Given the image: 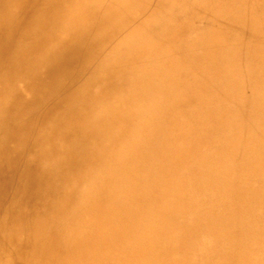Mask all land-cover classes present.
Here are the masks:
<instances>
[{
  "label": "rangeland",
  "instance_id": "374dc122",
  "mask_svg": "<svg viewBox=\"0 0 264 264\" xmlns=\"http://www.w3.org/2000/svg\"><path fill=\"white\" fill-rule=\"evenodd\" d=\"M38 1H46L48 5H52L50 8L53 9L52 12L50 14L41 12L33 14L32 8L36 5V0H21L14 5L15 11L19 12L18 20L22 24L34 23L36 17L40 16V21L37 22L40 28L31 39L35 51L31 54L30 60L23 61L20 65L21 71L16 74L14 72L17 68L10 70L12 73L0 70V168L3 170L0 173V238L3 235H8L4 239H10V235H14L16 226L7 224L3 229L2 223L5 218L9 217L13 198L25 193L24 187L27 184L25 177L31 173V169H34L37 163L51 162L57 159L55 156H47V153L56 147L54 138L49 135L50 130L64 124L63 118L70 117V114L82 115L81 107L85 104H88L87 109L94 104L93 109L96 108V111L97 109L101 110L104 107L102 104H105V108L100 111L101 119L106 117V112L110 115L112 110L110 111L109 108L112 106L125 112L127 106L132 102L130 100L134 98L145 102L138 111L148 109L152 105L154 115L143 116L134 123L132 117L119 120L117 127L119 126L123 131L118 134L115 130L117 128L113 129L112 135H107L105 140L104 137L102 140L96 141L92 148H102L103 154L108 151L113 159L116 155L122 156L123 161L116 163L115 166L110 167L111 162L101 164L99 172L101 171L102 175L100 176L106 178L107 174L103 173H107L108 169H122L121 173L115 176H107L108 179H111L110 184H114L117 188L116 197L122 201L128 199L129 207L135 208L133 205H136L139 210H142L144 206L147 208L152 206L154 217L160 216V213L163 212L160 209L167 195L174 192L182 194V189L175 183L177 180L173 181L174 177H177L175 170L177 163L189 160L193 155L203 161L211 159L215 162V170L213 173L211 170L209 176L199 177L196 166L193 169H188L185 173L182 181L198 189L199 186L196 185L198 181L202 182L206 179L209 181L210 178L217 176L216 174L219 175V172L229 170L236 162H239L240 142L250 140L253 143V145H244L243 151H240L245 158L250 159L253 156L254 144L264 126L252 124V121H249V124L245 126L239 124L241 119H246V114L251 115L257 104L248 96L253 89L249 90L247 86L250 84L252 88L254 78L247 76L252 67L250 64L256 65L252 58L254 56L264 58V49L262 50L264 42L260 45L253 35H247L243 30L235 33L236 36H232L229 31L223 35V31H220L221 36L217 38L211 35L216 30L210 29L205 37L200 38L201 43L197 46L196 52L189 59L186 58V65L193 66V69L196 67L206 68L208 78L205 79V82L193 78L194 80L187 87V82L181 78L178 70L176 75L179 74L177 76L179 81L174 86L169 85V88L166 86L161 88L163 81L164 83L171 82L176 78V75H172L170 71L163 73V70L160 74L158 69L161 64L170 65L169 61L173 60L172 57L177 53L180 41L189 42L198 34V37H201L200 31L203 28L206 30L209 28L210 23L219 15L221 7L228 5V9L233 5L232 2L247 1L244 3L248 7L246 11L252 14L256 6L264 5V0ZM27 8L30 9L29 13L25 12ZM66 10L71 12H68L67 20L63 18L61 21L67 22L68 29L63 33H53L58 28L60 19L65 16ZM3 11L4 8L0 5V16L4 13ZM27 14L30 17H27ZM179 15L182 16L179 17ZM252 18L257 21V24L264 20V16L262 17V14L258 12L254 13ZM3 19L5 24L8 18L3 16L0 22ZM79 34H83L81 43H85L87 46L81 47L80 53L75 58L72 57L73 61L60 55L62 49L69 48L79 41L76 39ZM47 37L51 44L45 42L44 45L41 40ZM206 37L210 39L207 41ZM219 42H223L224 45L220 52L229 51L232 53L234 63L229 60V64L232 66L235 62L241 64V69L237 68L230 76H225L220 71L217 72L213 66L209 65L211 53L215 51L213 45ZM4 43L5 39L0 34L2 49ZM57 44L58 46H56ZM88 44L90 45L88 46ZM230 46L234 47L232 51ZM49 47L52 49L50 50ZM55 47L60 51L55 50ZM49 50L50 58L48 59L53 57L52 59L59 62L60 65L65 63L64 67L54 77H41L40 75L33 77V74L45 73L43 68L36 67L34 64L35 60ZM153 51L155 58L151 57ZM124 52L127 55L122 57ZM108 61L117 65L112 67L108 65L100 70L99 68L107 65ZM117 66L119 68L113 70ZM118 74L122 76L119 77ZM53 78H55L54 81H52ZM114 81H118V83L115 84ZM125 84L130 86H125ZM238 84L243 90L242 93H240ZM113 89L114 91L111 93ZM127 90L131 91L129 95L125 92ZM75 91H78L77 95H75ZM91 98H94L95 103H90ZM136 108L138 106L135 104ZM177 112L180 114L183 112L187 118L182 117L180 120H174ZM84 115L79 121H75L76 126L73 132L82 131L84 125H89V115L86 112ZM184 121H187L185 125H183ZM148 123L151 125L147 127ZM134 136L139 141L135 140ZM176 136L177 138L185 137L180 148L177 147ZM171 137H175V139L172 140ZM217 141L226 143L218 147L219 151L225 154L222 155L214 149ZM231 148H234L237 153L227 154ZM39 153H41L40 156H38ZM105 155L108 156V153ZM79 156L81 157V154ZM81 158L76 163L67 159V163L72 165L71 169L65 166L58 168L57 174L50 170L46 179L51 178L48 181L52 184L48 186L40 184L37 186L38 190L35 194L28 193L31 197H26V199L23 195L21 202L17 205H29L25 210L33 214L34 220L43 219L45 224L50 221L49 217L53 212L52 203L63 206V209H68V212L63 215L64 220L76 214L79 208L71 209L72 199L58 190V183L63 178L73 180L74 177L81 181L83 175L90 181L98 174L92 175L95 171L88 172V165L84 168V173L81 171L78 172L79 175L71 173L75 165L85 163L86 157L82 160ZM166 165L173 172L164 173L163 169ZM103 169L104 172H102ZM233 184L234 179L230 182V185ZM88 188L92 190L89 185ZM207 188L209 187L207 186ZM209 192L210 190L203 189L196 194L192 189H189L188 193L184 195H188L187 198L201 199L200 197H204ZM101 200L110 201L113 199L107 198L106 195H97V199L85 201V205L81 206L83 210L91 213L90 219L97 220L110 212L108 208L96 204ZM179 204L178 201L177 204L170 205V212L183 211ZM163 207L162 209H166L165 206ZM144 209L141 214L137 215L138 218L135 216L136 219L143 220L147 213L150 216V213ZM166 211L161 219V225L165 227L169 221L167 218L169 211L167 209ZM117 216L121 227L117 229L111 227L112 238H109L114 245L118 246L117 249L110 252L116 254L118 252V254L117 257L116 255L107 256L110 253L108 252L102 264H117L114 260H119L126 250L130 249L122 245L124 240L129 239L135 232L131 224L128 226L127 223L131 216L127 210L119 211ZM117 216L113 214L110 219H115ZM174 219L177 220V223L174 224L180 226V222H178L180 218L177 214ZM76 221L74 219L70 223L76 225ZM139 222L145 223L144 221ZM74 225L68 228L69 234L72 236H75V233L80 229ZM154 234L155 242H157L159 235L157 231H154ZM206 235L208 234L205 233L204 237L200 235L197 242L189 243L186 240L187 234L183 230L181 239L185 238L178 240L179 244L184 246L181 254L190 248L198 249L207 237ZM142 244L143 241L136 240L135 237L133 251L127 252L120 264H133L137 261L135 256L132 257V254L135 251H141ZM207 244L210 243L207 242ZM144 249L147 255H150V252L155 253V264H177L174 258L157 254L155 247L152 251L150 246L144 245ZM211 249L209 247L207 251L211 252ZM1 250L0 248V258L7 260L1 255ZM45 251L47 252V249ZM46 252L41 256L45 257ZM141 256L142 264H146L144 259L146 256L143 254ZM137 262L139 263V261Z\"/></svg>",
  "mask_w": 264,
  "mask_h": 264
},
{
  "label": "bare ground",
  "instance_id": "6f19581e",
  "mask_svg": "<svg viewBox=\"0 0 264 264\" xmlns=\"http://www.w3.org/2000/svg\"><path fill=\"white\" fill-rule=\"evenodd\" d=\"M17 1L21 2V0H0V5L4 8V13L1 16H6L8 18L5 24L3 23L4 19L0 22V34H2L5 39V43L2 45L4 48L2 49L0 46V68H3L0 70L12 73L10 70L17 68L14 74L21 71L20 65L23 61L30 60L31 54L35 51V46L31 44V39L38 31V28H40L37 23L40 21V16L36 17V20H34L36 22L34 23L27 22L22 24V22L18 20L19 12H16V8L14 7ZM36 1V5L32 8L34 11L33 14H36V12L50 14L52 12L53 9H50L52 5H48L46 1L47 5L44 1ZM246 2L247 1L243 3H240V1L238 3L232 2L233 5L228 9V5L221 7L219 15L210 23L209 28L207 30L203 28L200 31L201 37H198V34L191 38L189 42L180 41L178 43L177 53L172 57L173 60L169 61L170 65H160L158 69L160 74H162L163 70V73L170 71L172 75H176V72L179 70L181 78L187 82V87H189L190 82L194 79L205 82V79L208 78V71H206V68L196 67L193 69V66L186 65V58L189 59L190 56L196 52L197 46L201 43L200 38L205 37L210 29L216 30L213 31L211 35L217 38L221 36L219 33L220 31H223V35L227 34V31H229L232 36H236L234 35L235 33H239L243 30L245 34H249L250 36L253 35L256 42H260V45H262L264 42V20H262L260 24H257V21L252 18V15L258 12L261 13L263 17L264 5L262 4V7L261 5L258 7L256 6L251 14L246 11L248 8L247 5L244 4ZM29 10L30 9L27 8L25 12L29 13ZM68 12L71 11L66 10V14L64 13L65 16L62 17L60 21L63 18L67 20L66 16ZM1 16L0 19L2 18ZM180 16L182 15H179V17ZM27 17H30L29 14H27ZM31 18L33 17L31 16ZM67 29V22L63 20L58 24V28L53 33H63ZM83 34L77 35L76 39L79 41L69 48L62 49L60 55L68 57L69 60L73 61L76 55L80 53L81 47L87 46L85 43H81ZM206 38L207 41L210 39L209 37ZM41 41L43 44L45 42L51 44L48 37ZM89 45L90 44H88V46ZM56 46H58V44ZM262 46L263 50L264 45ZM213 47H215V51L211 53L209 59L211 62L209 65L213 66L217 72L220 71L225 76H230L237 68L241 69V64H236V62L233 66L229 64V60L231 63H234L231 52H220V49L224 47L223 42L216 43ZM49 48L50 50L52 49V47ZM233 48V46H230L231 51ZM50 50L46 51L45 54L35 60L34 64L36 67L43 68L47 74H33V77L37 75L41 77H54L55 74L60 72L64 67L65 63L60 65L59 62H55L52 59L53 57L48 59L50 58V56H48ZM55 50L60 51L57 47H55ZM126 55L125 52L122 53V57ZM151 57L155 58L154 51ZM59 58L64 61L61 56H59ZM252 59L253 63L256 65L250 64L253 69L251 67L247 77L251 78V76H253L254 81L252 88L250 84L247 87L249 90L253 89L248 96L257 104L251 115L246 114V119H241L239 125L245 126L249 124V121H252V124L264 126V58L254 56ZM110 61L107 62V65H103L99 69L102 70L106 66L108 67V65H110V67L117 65ZM117 68H119V66L115 67L113 70ZM179 74L176 75L177 79L175 78L172 79L171 82H165L166 85L163 81V86L161 88L165 86L169 88V85L174 86L175 83L179 81L177 77ZM118 75L119 77L122 76L121 74ZM54 80L55 78L52 79V81ZM114 82L115 84L118 83V81ZM238 85L240 93H242L243 90L240 84ZM125 86L130 85L125 84ZM113 91L114 89L111 90V93ZM125 92L129 95L131 91L127 90ZM77 94L78 91H75V95ZM110 96L112 97L111 94ZM89 101L90 103H95L94 98H91ZM130 101L132 102L127 106L125 112L119 111L116 106V108L112 106L109 108L110 111L112 110L110 115L106 112L105 116L107 118L104 117L102 119L100 115L102 113L100 111L105 108V104H102L104 107L101 110L97 109V111L95 110L96 108L93 109L95 106L94 104L88 109V104H85L81 107L82 115L70 114V117L66 116L63 118L65 121L64 124L50 130L49 135L54 138L53 141L56 143V147L48 152L47 156H55L57 159L51 162L37 163L36 169H31V173L25 177V181L27 182L24 187L25 193L13 198L9 217L3 220L2 228L4 229L7 224H13L16 226V230L13 232L14 235H10V239H4V237L8 235H3L0 238L1 255L7 258V260L0 258V264H102L103 261H105L106 254L118 248L109 237L112 238L113 230L111 227L116 229L121 227L117 215L119 211L125 210H127L131 216L127 222L128 226L131 224L135 232L129 239L124 240L122 246L126 248L129 247L130 249L126 250L125 254L119 260H114L117 264H120L121 259L127 255V252L133 251L134 248L132 246L135 237L136 240L139 239L143 241L141 251L138 250L132 254V257L135 256V260L139 261L140 264H142V254L146 256L144 258L146 264H155V253L150 252V255H147L144 245L150 246L152 251L155 247V252L157 254L164 257H172L177 264H264V128L260 130V136L254 144L253 156H251L250 159L243 157L240 151H243L244 145H253V143L250 140L240 142L238 151L239 162H236L233 168L223 170L219 172V175L216 174L217 176H212L213 178H210L209 181L207 179L202 182L198 181V184H196L199 186L198 189L182 181L185 173L188 169H193V167L196 166L199 177L209 176L211 170L212 173L215 170V162L212 161L209 156L208 159L210 160L203 161L193 155L189 160L177 163L175 167L177 177H174L173 181L175 182V179L177 180L175 183L182 189V194L174 192L173 194L171 193V195H167L165 202L161 205L160 210L163 212L160 213V216L154 217L152 206L150 207L149 205L150 208L144 206L145 209H143L149 212L150 216L147 213L143 220H139L136 219V217L138 218L137 215L141 214L143 209L139 210L136 205H133L135 208L129 207L128 199L122 201L120 198L116 197L117 188L114 184H110L111 179L107 178V176L112 177L121 173L120 170L122 169H108L106 171L107 173H103L104 175L107 174L106 178L100 176L102 175L101 171L99 172L102 167L100 166L101 164L103 165L111 162L110 167L115 166L116 163L123 161L122 156L116 155L113 159V156L108 151V156H106L105 154L107 153L103 154L102 148H92V145H95L96 141L102 140L104 137L105 140L107 135H112L113 129L117 128L115 130L118 134L123 131L119 126L117 127L119 120L132 117V122L134 123L143 116L154 115L152 105L148 109L138 111L145 103L144 100L134 98ZM135 104L138 106L136 109ZM130 106H132V108H130ZM85 112L89 115V125H84L82 131L73 132L76 126L75 121L77 122L85 116ZM176 114L174 120H180L182 117L187 118V115L183 112L181 114L177 112ZM185 122L187 121H184L183 125H185ZM149 125H151V123H148L147 127ZM184 128L187 129L186 127ZM136 139L137 137L135 140ZM171 139L174 140L175 137H171ZM221 139L224 140V138ZM137 140L139 141V139ZM184 141L185 137L183 136L177 138V147L180 148ZM224 144L226 143L224 142ZM224 144L222 141H217L214 149L219 151L220 148L218 147ZM220 153L222 155L225 154L223 152ZM231 153L236 154L237 151L231 148L230 152L228 151L227 154ZM79 154H81V157L85 156L86 161L85 163L77 164V166L75 165L71 173L75 175H79L78 172L80 171L84 173V168L88 165V172L95 171L92 175L98 174L90 181L85 179V175H83L81 176V181L74 177L73 180L63 178L58 183V190L72 199L71 209L75 207L79 208L76 214L64 220L63 215L68 212V209H63V206H57L55 203H52L53 212L50 214V221L45 224L43 219L34 220L33 214L25 210L29 205H21L22 208L17 205L21 202V197L23 195L26 199V197H31L28 193L35 194L38 190L37 186L40 184H45V186L52 184L48 181L51 178L46 179L50 170L57 174L58 168L65 166L71 169L72 165L67 163V159L70 160V162L73 161L76 163L81 158ZM40 155L41 153H39L38 156ZM84 158H81V160ZM170 170L168 165H166L163 172L166 174L173 172ZM2 171L3 170L0 168V173H2ZM102 172H104V169ZM232 179H234V184L230 185ZM88 185L92 190L88 188ZM207 186L209 188H207ZM189 189H192L196 194L203 189H208L210 192L204 197H200L201 199H194L193 197L187 198L188 195L184 194L188 193ZM97 195H106L107 198H112L115 202L113 200H101L96 203L99 206L108 208L110 212L104 214L97 220H93L90 219L91 213L83 210L81 206L83 204L85 205V201L97 199ZM178 201L183 211H177V213L170 212V205H175ZM163 206L169 211L167 214L169 221L166 227L161 225V219L167 212L166 209H162L164 208ZM113 214L117 217L115 219H110V216ZM176 214L180 218L178 221L180 222V226L174 224L177 223V220L174 219ZM147 216H149L148 219ZM74 219L77 220L76 225L70 223ZM139 221H144L145 223ZM72 225L76 228L80 227L79 231L75 233V236L69 234L68 228ZM51 230L52 232H49ZM183 230H185L187 234L186 240L189 243L197 242L200 235H202V237H204L205 233L208 235H206L207 237L203 243L200 244L201 246L198 249L190 248L181 254L184 246L180 245L178 240H183L185 238L181 239ZM154 231H157L159 235L157 242H155ZM207 242L210 244H207ZM209 247L212 248L211 252L207 251ZM45 249H47V252ZM44 252H46L45 257L41 256ZM117 254L110 252L107 256L116 255L117 257ZM137 261L133 264H139Z\"/></svg>",
  "mask_w": 264,
  "mask_h": 264
}]
</instances>
